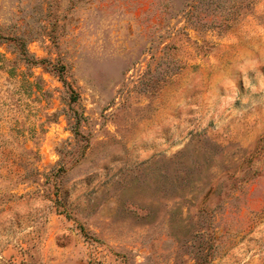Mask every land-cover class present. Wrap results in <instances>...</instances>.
I'll use <instances>...</instances> for the list:
<instances>
[{
  "label": "rangeland",
  "instance_id": "374dc122",
  "mask_svg": "<svg viewBox=\"0 0 264 264\" xmlns=\"http://www.w3.org/2000/svg\"><path fill=\"white\" fill-rule=\"evenodd\" d=\"M0 264H264V0H0Z\"/></svg>",
  "mask_w": 264,
  "mask_h": 264
}]
</instances>
